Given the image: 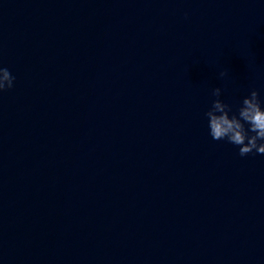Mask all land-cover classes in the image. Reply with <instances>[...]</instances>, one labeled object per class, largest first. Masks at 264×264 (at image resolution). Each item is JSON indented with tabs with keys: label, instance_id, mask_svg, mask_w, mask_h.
<instances>
[{
	"label": "clouds",
	"instance_id": "9594fccd",
	"mask_svg": "<svg viewBox=\"0 0 264 264\" xmlns=\"http://www.w3.org/2000/svg\"><path fill=\"white\" fill-rule=\"evenodd\" d=\"M227 74L224 70L220 76ZM14 81L11 72L0 66V93L12 89ZM221 92L220 87L212 89L215 99L204 114L208 120L209 135L216 141L226 140L238 146L241 157L252 153L264 154V102L259 93L253 89L243 98L237 112L232 113V107L220 99Z\"/></svg>",
	"mask_w": 264,
	"mask_h": 264
}]
</instances>
